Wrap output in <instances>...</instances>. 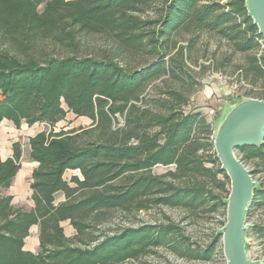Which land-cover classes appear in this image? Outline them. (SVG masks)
<instances>
[{"label":"trees","instance_id":"obj_1","mask_svg":"<svg viewBox=\"0 0 264 264\" xmlns=\"http://www.w3.org/2000/svg\"><path fill=\"white\" fill-rule=\"evenodd\" d=\"M204 35L223 42L220 60L198 55ZM91 36L100 42L83 49ZM235 56L236 79L252 86L245 96L264 100V37L246 0H0V121L49 127L29 138V209L6 193L18 163L0 158V264H122L159 247L188 261L223 258L219 232L199 244L168 217L111 233L99 225L163 206L219 212L224 225L230 179L213 124L190 100L205 69L224 71ZM67 112L90 124L53 132ZM236 150L262 175L245 217L262 209L247 230L264 245V138ZM33 225L36 254L24 248Z\"/></svg>","mask_w":264,"mask_h":264},{"label":"rangeland","instance_id":"obj_2","mask_svg":"<svg viewBox=\"0 0 264 264\" xmlns=\"http://www.w3.org/2000/svg\"><path fill=\"white\" fill-rule=\"evenodd\" d=\"M42 5L39 6L41 9ZM86 39V38H85ZM100 42L97 38L89 37L82 44L84 49L96 45ZM223 42L218 41V38L204 35L199 43L200 51L203 50L207 54L214 52L215 59L220 60L226 48ZM238 56H235L233 62L226 67V70H212L207 68L201 74V86L191 96L190 105L202 111L208 121L213 124L214 133L228 118V116L243 107L249 102L251 97L245 96V92L251 89V85L246 82H240L236 79V74L233 72L234 64ZM199 63L208 66V61L203 56H200ZM259 87L256 85L254 89ZM90 124V119L84 116H76L72 112H67L63 120L55 124L53 132L75 128L79 126H87ZM49 130V127L42 122H35L27 124L24 120L2 119L0 121V158L13 159L18 163V170L15 173L12 184L6 190V193L12 196V203L16 206L29 209L32 205L30 181L31 176L26 175L33 170L34 161L29 156V138L35 134ZM237 153V150H236ZM239 156V154L237 153ZM249 169H253L252 164H247ZM167 167L157 165L153 168L155 173H163ZM73 171L68 170L64 174V178L68 179ZM22 177V178H21ZM254 180H259L262 175L254 173ZM63 199L61 193L56 194L55 202H60ZM262 209L257 208L245 219V224L250 225L260 219ZM168 217L171 221L180 224L184 232L191 237L192 241L199 244H204L214 234L219 232L222 228L220 221L222 220L221 214L215 212L213 214L200 213L192 217H187L183 209L172 207H157L149 210H141L136 213H122L114 212L109 220L99 225L100 230L105 233H111L117 228L136 226L142 223H157L164 221ZM63 232L66 236H70L73 229L68 221L61 222ZM38 237V227L31 226L29 236L24 240V248L32 246V241L35 242ZM28 242V245L25 243ZM245 251L249 261L256 262L257 264H264V245L247 229L244 235ZM222 250L223 258L220 254H215L211 261H188L176 256L169 250L159 247L155 249V253H149L140 259L126 260L122 264H230V258L226 251V244L224 238L221 237L218 245ZM39 251V247L34 252ZM224 259V260H223Z\"/></svg>","mask_w":264,"mask_h":264},{"label":"water","instance_id":"obj_3","mask_svg":"<svg viewBox=\"0 0 264 264\" xmlns=\"http://www.w3.org/2000/svg\"><path fill=\"white\" fill-rule=\"evenodd\" d=\"M246 6L259 33L264 37V0H246ZM264 138V100L250 98L233 111L214 133V146L221 168L230 179L225 222L219 233L224 238L230 264H257L248 260L244 235L245 212L257 182L252 170L237 155L238 146L259 144Z\"/></svg>","mask_w":264,"mask_h":264},{"label":"crops","instance_id":"obj_4","mask_svg":"<svg viewBox=\"0 0 264 264\" xmlns=\"http://www.w3.org/2000/svg\"><path fill=\"white\" fill-rule=\"evenodd\" d=\"M36 162L33 164V167H35L36 166ZM31 171H32V169H31ZM27 177L29 176H31V172H30V174L28 173L27 175H26ZM22 178V177H21ZM32 201V200H31ZM32 206V205H31ZM33 226H35V227H38L37 225H33ZM26 239H27V237H26ZM25 239V240H26ZM25 243L28 245V242L27 241H25ZM32 246H27L26 247V249L27 250H29V251H31V252H35L36 250H37V248L39 247V241H38V237L36 238V241L35 242H33L32 241V244H31Z\"/></svg>","mask_w":264,"mask_h":264}]
</instances>
